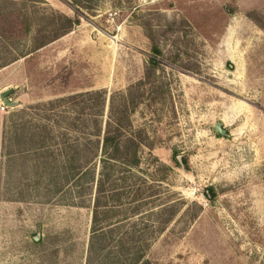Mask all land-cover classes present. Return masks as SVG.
<instances>
[{
  "label": "rangeland",
  "instance_id": "rangeland-1",
  "mask_svg": "<svg viewBox=\"0 0 264 264\" xmlns=\"http://www.w3.org/2000/svg\"><path fill=\"white\" fill-rule=\"evenodd\" d=\"M82 4L0 0V264H264V0Z\"/></svg>",
  "mask_w": 264,
  "mask_h": 264
},
{
  "label": "trees",
  "instance_id": "trees-1",
  "mask_svg": "<svg viewBox=\"0 0 264 264\" xmlns=\"http://www.w3.org/2000/svg\"><path fill=\"white\" fill-rule=\"evenodd\" d=\"M91 0H73V4L76 7H81L85 4H82L83 2H90ZM88 5V4H86ZM85 9H91V7L83 6ZM59 20L62 22L61 27H56L54 29V32L49 37L43 36L35 38V46L33 48L34 50H37L48 43L60 38L67 32H69L73 26L76 23V20H73L67 16L59 17ZM57 22L54 20L51 22L53 26H55ZM41 38V39H40ZM155 53H159L158 48H154ZM151 66L150 69L154 70L157 65H159V62L152 58L150 60ZM109 115L107 116V120L105 123L104 132L102 133L101 137V155L99 156V159L101 161H123L125 165L129 166H136L139 163V156H138V144L136 142V139L133 137H127L126 134V128L129 129L130 127V121H129V111H128V101L127 99L124 101V103L121 106V110L117 112L114 109V102L112 98L109 100ZM134 108L130 112L133 111ZM128 114V115H127ZM175 163L179 165V162L174 159ZM98 192L102 191V184H98ZM98 205L95 206V211L97 209ZM96 216V215H95ZM96 218V217H95ZM96 225V224H95ZM141 264H149L148 261L144 260Z\"/></svg>",
  "mask_w": 264,
  "mask_h": 264
},
{
  "label": "water",
  "instance_id": "water-1",
  "mask_svg": "<svg viewBox=\"0 0 264 264\" xmlns=\"http://www.w3.org/2000/svg\"><path fill=\"white\" fill-rule=\"evenodd\" d=\"M12 92V89L5 90L4 92L0 93L1 99L9 106H13L14 102L9 99V95ZM214 129L219 135H225V130L222 128L221 124L216 123L214 124Z\"/></svg>",
  "mask_w": 264,
  "mask_h": 264
},
{
  "label": "built area",
  "instance_id": "built-area-1",
  "mask_svg": "<svg viewBox=\"0 0 264 264\" xmlns=\"http://www.w3.org/2000/svg\"><path fill=\"white\" fill-rule=\"evenodd\" d=\"M9 99L11 100V98ZM8 108H9V105H7L0 97V112H6Z\"/></svg>",
  "mask_w": 264,
  "mask_h": 264
},
{
  "label": "crops",
  "instance_id": "crops-1",
  "mask_svg": "<svg viewBox=\"0 0 264 264\" xmlns=\"http://www.w3.org/2000/svg\"><path fill=\"white\" fill-rule=\"evenodd\" d=\"M8 89H10V87H3V88H1L0 89V93L1 92H4L5 90H8ZM12 89V88H11ZM13 90V89H12ZM10 95H11V93H10ZM10 95H9V98H10Z\"/></svg>",
  "mask_w": 264,
  "mask_h": 264
}]
</instances>
